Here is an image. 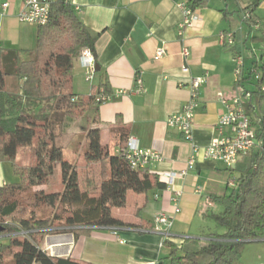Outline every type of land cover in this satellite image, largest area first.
<instances>
[{"label": "crops", "instance_id": "crops-1", "mask_svg": "<svg viewBox=\"0 0 264 264\" xmlns=\"http://www.w3.org/2000/svg\"><path fill=\"white\" fill-rule=\"evenodd\" d=\"M184 1L69 0L93 36L92 53L98 67L91 82H86L87 69L81 65L79 54L73 60L71 92L79 98L89 97L108 86L112 96L98 106L85 107L84 118L90 128L99 129L101 144L111 153L126 138L135 139L142 150L157 151L163 160L145 168L151 174L185 171V175L175 180L172 189L128 191L125 207L112 210L122 226L91 228L76 238L72 233L46 235L41 248L48 255L85 264H169L170 249L162 236L164 227L153 221L159 213L172 217L168 241L176 246L186 239L203 243L211 234L225 232L213 220L222 212L213 198L230 194L236 182L225 166L203 159L201 152L216 136L218 119L225 111L218 94L228 98L249 95L246 104L257 110L258 98L253 93L257 76L264 88V0L249 12L247 21H242V13L255 0H232L231 4L228 0H207L206 5L195 9L199 15L196 26L179 38L182 12L178 4ZM3 4H7L4 10ZM21 7L22 0H0V51L14 50L20 59L31 56L37 31L36 26L18 20ZM222 32L233 34V46L220 43ZM159 47H164L166 54L154 60ZM183 47L190 52L186 59L181 56ZM237 55L243 58L240 77L234 73ZM202 76L206 82L198 94L192 140L187 141L166 121L189 100L187 81ZM137 79L143 84V92H137ZM16 83L6 80L9 90ZM116 92L122 94L115 97ZM70 152L75 159L74 152ZM191 156L195 161L188 168ZM7 163L0 162L2 177L6 169L12 172ZM1 182L0 186L9 184ZM174 191L181 192L176 214ZM236 264H264V239L242 244Z\"/></svg>", "mask_w": 264, "mask_h": 264}, {"label": "trees", "instance_id": "trees-1", "mask_svg": "<svg viewBox=\"0 0 264 264\" xmlns=\"http://www.w3.org/2000/svg\"><path fill=\"white\" fill-rule=\"evenodd\" d=\"M255 0L244 11L251 10ZM192 9L206 5L207 0H186ZM93 36L76 16L69 2L55 0L48 22L38 26L35 47L28 60H21L14 50L0 51V162H9L18 182L0 186V264L4 253H11V264H85L70 258H55L42 248L46 235L72 233L76 238L95 227L124 225L112 215L113 209L126 205L128 191L147 193L162 190L165 184L147 169L133 170L125 158L110 152L100 141L98 128L86 134V164L102 165L99 193L96 196L80 188L79 168L65 160L58 142V131L67 117L84 114L88 105L98 106L95 96H109L108 86L102 92L79 98L71 92L73 60L84 48L94 52ZM17 83L8 89L6 80ZM257 110L247 105L255 147L227 168L236 187L226 196L214 197L222 212L213 217L225 229L211 234L202 243L186 239L180 246L164 239L170 252L169 264H236L242 244L264 239V89L262 79L254 84ZM72 97L77 100L72 102ZM43 102H51V111L35 112ZM121 135L124 130L120 129ZM127 141L122 140L121 145ZM119 145V146H121ZM30 148L32 162L19 165L17 154ZM59 168L61 190L46 193L36 190L33 210L25 216L16 196L46 185ZM57 209L42 217L36 209Z\"/></svg>", "mask_w": 264, "mask_h": 264}, {"label": "built area", "instance_id": "built-area-1", "mask_svg": "<svg viewBox=\"0 0 264 264\" xmlns=\"http://www.w3.org/2000/svg\"><path fill=\"white\" fill-rule=\"evenodd\" d=\"M55 0H22V7L18 13V20L22 23L30 24L33 26H43L48 22L52 3ZM69 2V0H64ZM7 4L2 5V9H6ZM179 9L182 12V21L177 28V36L181 38L183 33L196 26L199 21V15L195 9L188 6L187 2H181L178 4ZM250 19V13L243 11L242 21ZM219 41L221 44L227 46L234 45L233 34L230 32H222L219 34ZM264 50V46H262ZM166 54L164 47H159L154 53V60L161 59ZM189 50L187 47H183L181 56L186 59L189 57ZM81 65L87 69L86 82H91L93 74L95 72V58L92 51L88 48L81 50L78 57ZM243 67V58L240 55L235 56V70L236 76L240 77ZM258 80L259 77L257 76ZM206 82V77H194L187 81V86L190 92V98L187 103L182 107L180 112L175 113L168 117L166 124L169 128L178 131L185 140H192L193 120L195 116V110L198 107V94L200 88ZM137 92H143V84L140 79L136 80ZM264 89V88H262ZM121 92H116L115 97L121 95ZM218 100L224 106V113L218 119L216 125V136L211 140L210 144L203 148L201 154L203 159L210 160L216 163H220L225 168H232L237 161L247 153H249L255 147V134L250 125V117L247 111V104L240 95L233 97H226L222 94H218ZM112 99V96L97 95L95 96V102H106ZM77 97H72L71 101L74 102ZM114 152L120 154L127 161L129 167L133 170L145 169L151 163L162 162V156L153 150H142L138 147L135 139L129 138L123 145L117 147ZM197 149L194 148V153H197ZM194 157L191 156L188 160V168H191L194 164ZM185 175V171L179 173H160L159 179L165 184V188L172 189L175 185V180ZM180 191H174L172 201L174 203V213L179 212L177 206L178 198L180 197ZM205 203L207 206L211 205V202L206 198ZM154 224L163 226L162 236L164 239L169 237L170 230L173 225V219L165 213L157 214L154 219ZM120 243H122L120 241Z\"/></svg>", "mask_w": 264, "mask_h": 264}, {"label": "rangeland", "instance_id": "rangeland-1", "mask_svg": "<svg viewBox=\"0 0 264 264\" xmlns=\"http://www.w3.org/2000/svg\"><path fill=\"white\" fill-rule=\"evenodd\" d=\"M228 2L231 4L232 0H228ZM31 56H24L21 59H29ZM78 57V56H77ZM251 59H249L248 62H250ZM254 74H252L253 76ZM254 82V80L252 81ZM250 84H248V87L250 88ZM250 91V90H249ZM249 95H246L243 97L244 101L248 99ZM253 99L255 96H252ZM86 98V96H84ZM51 102H43L39 105V108L35 111L37 113H49L51 111ZM65 121V119H64ZM63 121L62 129L58 131V142L63 148V154L65 160H71L69 162L76 164L78 166L79 170V178H80V188L83 191H86L90 193L93 196L98 195L99 191V185L101 182V171H102V165L100 163H90L86 164L83 160L84 153L87 149V140H86V134L88 130L90 129L89 121L84 118V114H81V116H74L71 117L70 121ZM66 122L68 123L67 126L65 125ZM65 126V127H64ZM70 151H73L75 154V159L72 157V154ZM74 159V161H72ZM17 162L19 165H27L32 162V153L30 148H22L19 150ZM9 166L10 163H7ZM2 172V171H1ZM4 173V174H3ZM3 177L0 173V183L4 180L7 183H13L17 181V176L15 177L10 170H7L3 172ZM2 177V178H1ZM5 182V183H6ZM36 190H42L46 193L56 192L61 190V180H60V174H59V168L56 170V173L49 179V182L46 185L40 186L38 188H33L29 191L20 193L16 196L17 200L19 201L20 207L25 209V216L28 215V213L33 210V194ZM36 212L38 215L45 217V216H52L54 213H57V209H48L44 206H40L36 209ZM4 240H0V243H2ZM241 248L239 250V253L241 252ZM5 264H11V253H4L3 255ZM236 263V262H235Z\"/></svg>", "mask_w": 264, "mask_h": 264}, {"label": "water", "instance_id": "water-1", "mask_svg": "<svg viewBox=\"0 0 264 264\" xmlns=\"http://www.w3.org/2000/svg\"><path fill=\"white\" fill-rule=\"evenodd\" d=\"M95 71H98V67H97V65L95 64Z\"/></svg>", "mask_w": 264, "mask_h": 264}]
</instances>
